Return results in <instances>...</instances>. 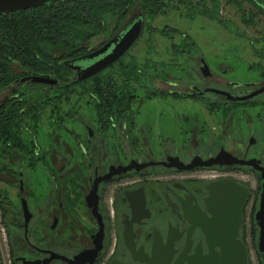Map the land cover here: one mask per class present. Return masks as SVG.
I'll return each mask as SVG.
<instances>
[{"label":"flooded vegetation","instance_id":"flooded-vegetation-1","mask_svg":"<svg viewBox=\"0 0 264 264\" xmlns=\"http://www.w3.org/2000/svg\"><path fill=\"white\" fill-rule=\"evenodd\" d=\"M250 1L264 12V0ZM121 17L112 19L96 44L99 22L73 45L46 50L43 69L12 66V78L0 88L1 113L10 115L21 103L18 125L0 135V264H23L22 258L70 264L80 254L76 260L86 263L87 252L96 248L93 264H174L195 249L206 254L208 184L221 179L248 189L241 227L251 200L257 242L264 63L255 58L264 59V50L248 52L252 60L245 61L231 47H188L183 35L181 46L124 61L146 16L137 12L118 29ZM139 19L142 30L133 44L79 80L81 70L113 44L97 57L88 55ZM216 156L220 164L177 166ZM21 199L29 211L26 222Z\"/></svg>","mask_w":264,"mask_h":264},{"label":"rangeland","instance_id":"rangeland-1","mask_svg":"<svg viewBox=\"0 0 264 264\" xmlns=\"http://www.w3.org/2000/svg\"><path fill=\"white\" fill-rule=\"evenodd\" d=\"M158 3L160 7L157 13L144 5L143 0H133L127 9L122 11L118 29L137 12H143L146 16L141 37L128 51L124 61H130L132 57L142 61L144 51L166 48L174 43L177 47L181 46L184 42L183 35L188 36V42H186L188 47L202 46L206 50L231 47L239 50L240 60L245 61L252 60L248 59V52L254 50L257 53L264 50V12L253 6L250 0H186L185 2L159 0ZM120 13V10L113 9L106 10L98 16L97 22L103 25L98 27L100 36L93 39L92 44L106 38L105 33L110 22ZM91 24H86L88 29H92ZM45 47L46 50L56 51V46L46 45ZM257 56L255 61L264 63V59L259 60ZM13 67L15 70L20 69L17 64ZM37 87L39 86L33 85L29 88ZM35 94L34 91L30 92L32 96ZM35 99L29 98L28 101L35 102ZM38 105L41 107L39 103ZM250 185L252 195L254 183L250 182ZM250 204L251 200L244 210L241 239L248 249V264H262L256 251L249 212Z\"/></svg>","mask_w":264,"mask_h":264},{"label":"water","instance_id":"water-1","mask_svg":"<svg viewBox=\"0 0 264 264\" xmlns=\"http://www.w3.org/2000/svg\"><path fill=\"white\" fill-rule=\"evenodd\" d=\"M62 0H0V15H5L16 10H25L32 7L51 4ZM142 21H135L128 29H126L119 38H114L98 51L88 55L87 58L97 57L106 52L109 46L113 44L110 53L97 60L94 64L81 70L78 79L83 80L90 77L94 73L103 69L111 62L122 55L138 38L142 30ZM36 82H54L49 80L47 76H34ZM234 162L231 158L229 163ZM220 164L219 156L208 160L197 158V162L188 165L182 163L177 164L179 168L189 169L196 164L211 166L212 164ZM264 178V173L262 174ZM209 195L207 198L208 211L212 214L211 218L205 225L203 230L207 235V253L202 254L201 251L195 249L194 254L186 256L182 261L178 259L174 264H182L184 260L187 264H248V249L245 242L239 237V230L242 223V206L248 196V189L235 181L221 179L208 184ZM23 217L25 222L28 220L29 211L24 199H21ZM254 219L259 228L257 234L256 251L264 264V182L260 193L259 207L254 214ZM97 248L87 252L90 260L86 263H79L76 259L82 256L80 254L74 260H70V264H93L97 255ZM50 259L45 261L35 260L27 261L22 258L23 264H48Z\"/></svg>","mask_w":264,"mask_h":264},{"label":"trees","instance_id":"trees-1","mask_svg":"<svg viewBox=\"0 0 264 264\" xmlns=\"http://www.w3.org/2000/svg\"><path fill=\"white\" fill-rule=\"evenodd\" d=\"M133 0H62L0 15V88L12 78L11 67L43 69L49 56L46 45L69 46L85 35L86 24L97 22L106 11L126 10ZM185 2L186 0H177ZM159 0H143L154 13ZM17 103L9 114L0 112V135H9L18 125Z\"/></svg>","mask_w":264,"mask_h":264},{"label":"built area","instance_id":"built-area-1","mask_svg":"<svg viewBox=\"0 0 264 264\" xmlns=\"http://www.w3.org/2000/svg\"><path fill=\"white\" fill-rule=\"evenodd\" d=\"M8 264V263H7Z\"/></svg>","mask_w":264,"mask_h":264}]
</instances>
